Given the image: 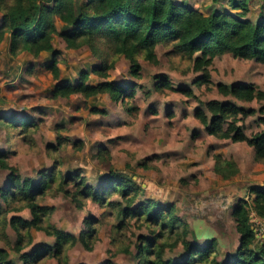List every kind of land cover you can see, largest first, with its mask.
I'll return each instance as SVG.
<instances>
[{
	"label": "rangeland",
	"instance_id": "rangeland-1",
	"mask_svg": "<svg viewBox=\"0 0 264 264\" xmlns=\"http://www.w3.org/2000/svg\"><path fill=\"white\" fill-rule=\"evenodd\" d=\"M185 1L203 14L215 6L232 14L239 11L233 9L228 0ZM245 1L247 18L256 21L264 12V0ZM56 24L59 28L61 23L56 20ZM52 43L60 52L58 81L74 80L79 71L90 72L91 67L100 62L99 56L87 45L67 48L58 35L53 36ZM155 53V63L138 57V76L132 75L126 58H111L113 68L109 70L108 79L134 87V96L126 103L112 101L103 93L90 98L79 94L54 98L52 90L56 80L44 67L50 54L44 51L37 57L27 52L13 55L6 37L0 41V114L25 116L36 126L30 127L24 138L19 133L21 130L0 126V150L9 152V164L17 168L22 179L36 180L39 172L49 171L55 161L63 174L79 171L93 187L104 183L110 167L126 174L143 188L138 200L173 202L176 215L189 224L188 239L204 245L214 238L217 259L227 261L238 246L233 206L239 199L253 196L249 195L251 187H264V160H257L252 147L245 142L210 135L194 116V111L205 110L204 103L210 99L227 100L257 110L264 99L244 102L225 97L217 91V84H252L264 90V63L230 53L215 56L207 66L210 78L205 83L199 82L202 71L193 69V60L173 52L170 44H157ZM89 76L93 83L100 80L91 72ZM161 77L175 89L159 88ZM176 88L190 89L193 95ZM95 107L105 113L92 111ZM259 118L258 112L245 118L246 134L264 131V123ZM59 135L66 140L62 146L57 144ZM102 148L106 149L102 152ZM215 154L234 160L238 171L229 177L216 173ZM7 175L8 171L0 168V189L7 184ZM109 199L121 201L118 193L109 194ZM38 202L52 206L48 221L71 234L84 229L85 217L91 215L96 219L93 248L87 250L79 243L69 247L68 264H137V237L147 229L137 228L133 220L129 225L119 226L120 217L115 207L88 199L78 208L61 192L40 196ZM11 215L30 217L27 208L13 210L6 217ZM250 220L257 248L264 242V220L252 211ZM4 232L10 245H5L0 235V247L7 248L9 257L20 264L18 254L11 249L15 233L8 225ZM32 236V244L24 250L53 243V238L41 231L32 230ZM181 253L182 248L178 246L168 250L165 258L176 260ZM39 264L56 262L48 257Z\"/></svg>",
	"mask_w": 264,
	"mask_h": 264
},
{
	"label": "trees",
	"instance_id": "trees-1",
	"mask_svg": "<svg viewBox=\"0 0 264 264\" xmlns=\"http://www.w3.org/2000/svg\"><path fill=\"white\" fill-rule=\"evenodd\" d=\"M216 2V0H215ZM235 14L222 7H213L207 14L188 6L185 0H0V41L8 38L13 55L27 52L37 57L41 52L50 54L44 67L56 80L52 96L70 97L79 94L84 98L107 94L112 101L126 103L134 96L133 86H124L109 80L113 68L111 58L123 56L134 76L139 75L141 56L157 62V44H170L172 51L184 54L193 60V69L201 70L199 82L210 78L207 66L215 56L230 53L242 59H255L264 63V12L256 21L247 18L248 4L245 0H228ZM56 20L61 24L57 27ZM58 35L67 48L87 45L100 62L90 72L100 77L93 83L89 73L81 70L74 80L60 79L61 70L57 56L60 54L52 43ZM161 86L172 87L166 78H160ZM186 95L190 89L176 88ZM217 91L238 101L250 102L264 99V90L243 83H218ZM205 110L197 108L194 116L210 135L245 142L252 147L254 157L264 160V131L245 133L243 121L258 112L264 123V103L255 110L231 101L210 99ZM95 112L105 113L96 107ZM0 126L21 130L22 137L36 123L25 116L0 114ZM57 144H65V138L57 137ZM48 147L55 148L53 145ZM106 148H102L103 152ZM8 151L0 150V168L8 171L7 184L0 189V235L5 245L10 241L4 232L8 225L15 233L11 249L18 254L20 264H39L44 258H53L56 264H68L66 251L76 243L91 250L96 240V219L91 215L84 219V229L77 234L62 230L48 221L52 206L38 202L40 196L61 192L68 196L76 207L82 208L86 200L100 205L113 206L120 217L119 226L135 221L137 228L145 227L138 234L136 244L137 264H264V242L254 247L256 235L250 220V212L264 219V188L251 187L248 199L241 198L233 206L232 215L238 233V246L227 261L217 259V242L214 238L204 245L188 239L189 224L176 215L173 202L163 204L146 199L138 200L143 193L140 184L126 174L111 167L104 183L93 187L79 171L63 174L55 161L49 171L39 172L36 180L22 179L16 167L9 164ZM107 153V152H106ZM104 156V154H102ZM214 171L223 177L235 174L238 169L234 160L214 155ZM118 193L121 201H111L109 194ZM22 208L29 210L25 218L7 214ZM32 230L41 231L53 238V243L32 244ZM181 246L178 259L165 258L168 250ZM0 264H17L9 257V251L0 247ZM111 264V263H107Z\"/></svg>",
	"mask_w": 264,
	"mask_h": 264
},
{
	"label": "crops",
	"instance_id": "crops-1",
	"mask_svg": "<svg viewBox=\"0 0 264 264\" xmlns=\"http://www.w3.org/2000/svg\"><path fill=\"white\" fill-rule=\"evenodd\" d=\"M263 186H264V185H263ZM263 186H262V187H263ZM263 188H264V187H263ZM263 220H264V219H263Z\"/></svg>",
	"mask_w": 264,
	"mask_h": 264
},
{
	"label": "built area",
	"instance_id": "built-area-1",
	"mask_svg": "<svg viewBox=\"0 0 264 264\" xmlns=\"http://www.w3.org/2000/svg\"><path fill=\"white\" fill-rule=\"evenodd\" d=\"M257 220V219H256ZM257 221H259V220H257Z\"/></svg>",
	"mask_w": 264,
	"mask_h": 264
}]
</instances>
